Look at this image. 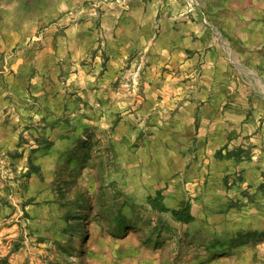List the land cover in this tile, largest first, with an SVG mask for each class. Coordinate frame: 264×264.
<instances>
[{
  "label": "rangeland",
  "instance_id": "rangeland-1",
  "mask_svg": "<svg viewBox=\"0 0 264 264\" xmlns=\"http://www.w3.org/2000/svg\"><path fill=\"white\" fill-rule=\"evenodd\" d=\"M215 5L0 0V264H264V170L242 189L214 172L162 101ZM158 190L196 220L153 209Z\"/></svg>",
  "mask_w": 264,
  "mask_h": 264
},
{
  "label": "crops",
  "instance_id": "crops-1",
  "mask_svg": "<svg viewBox=\"0 0 264 264\" xmlns=\"http://www.w3.org/2000/svg\"><path fill=\"white\" fill-rule=\"evenodd\" d=\"M210 12L205 48L190 50L180 42L173 48V89L162 101L174 107L180 146L195 141L197 154L211 153L214 172H241L242 189L258 185L255 176L264 170V0H216ZM230 151L239 156H223ZM180 200L187 199L172 207L163 203L177 208ZM187 201L194 219L182 224L196 220ZM234 209L239 216L241 209Z\"/></svg>",
  "mask_w": 264,
  "mask_h": 264
},
{
  "label": "trees",
  "instance_id": "trees-1",
  "mask_svg": "<svg viewBox=\"0 0 264 264\" xmlns=\"http://www.w3.org/2000/svg\"><path fill=\"white\" fill-rule=\"evenodd\" d=\"M225 157H238L239 155L233 151L225 153ZM147 201L153 209L159 212H169L171 217L181 223L190 222L194 219L190 211V203L187 200H180L177 208H169L163 203V195L161 191H156L154 195H148Z\"/></svg>",
  "mask_w": 264,
  "mask_h": 264
}]
</instances>
